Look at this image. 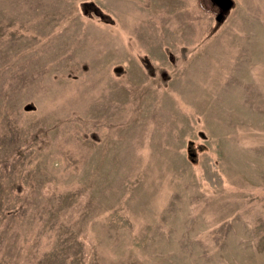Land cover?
<instances>
[{"label":"rangeland","instance_id":"rangeland-1","mask_svg":"<svg viewBox=\"0 0 264 264\" xmlns=\"http://www.w3.org/2000/svg\"><path fill=\"white\" fill-rule=\"evenodd\" d=\"M233 2L0 0V264H264V0Z\"/></svg>","mask_w":264,"mask_h":264},{"label":"water","instance_id":"water-1","mask_svg":"<svg viewBox=\"0 0 264 264\" xmlns=\"http://www.w3.org/2000/svg\"><path fill=\"white\" fill-rule=\"evenodd\" d=\"M210 2L217 7L218 13L215 16V22L220 23L224 20L226 14L234 6L233 0H210Z\"/></svg>","mask_w":264,"mask_h":264},{"label":"crops","instance_id":"crops-1","mask_svg":"<svg viewBox=\"0 0 264 264\" xmlns=\"http://www.w3.org/2000/svg\"><path fill=\"white\" fill-rule=\"evenodd\" d=\"M103 1H107V0H102V2ZM153 2H154V0H153ZM155 2H157V3H161L162 5H170V2H171V0H155ZM116 10V9H115ZM165 10V9H164Z\"/></svg>","mask_w":264,"mask_h":264},{"label":"trees","instance_id":"trees-1","mask_svg":"<svg viewBox=\"0 0 264 264\" xmlns=\"http://www.w3.org/2000/svg\"><path fill=\"white\" fill-rule=\"evenodd\" d=\"M217 23V22H216ZM217 24H219V23H217Z\"/></svg>","mask_w":264,"mask_h":264}]
</instances>
